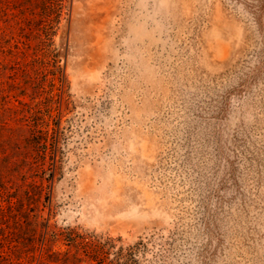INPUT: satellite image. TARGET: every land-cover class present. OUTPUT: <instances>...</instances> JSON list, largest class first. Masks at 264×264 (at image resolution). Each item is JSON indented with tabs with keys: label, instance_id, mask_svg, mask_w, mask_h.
I'll list each match as a JSON object with an SVG mask.
<instances>
[{
	"label": "rangeland",
	"instance_id": "rangeland-1",
	"mask_svg": "<svg viewBox=\"0 0 264 264\" xmlns=\"http://www.w3.org/2000/svg\"><path fill=\"white\" fill-rule=\"evenodd\" d=\"M0 264H264V0H0Z\"/></svg>",
	"mask_w": 264,
	"mask_h": 264
}]
</instances>
